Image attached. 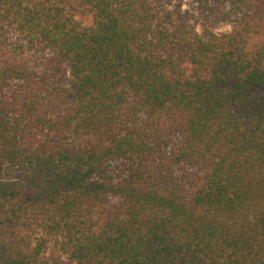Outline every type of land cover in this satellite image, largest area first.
<instances>
[{
    "label": "trees",
    "instance_id": "trees-1",
    "mask_svg": "<svg viewBox=\"0 0 264 264\" xmlns=\"http://www.w3.org/2000/svg\"><path fill=\"white\" fill-rule=\"evenodd\" d=\"M0 160V264H264V0H0Z\"/></svg>",
    "mask_w": 264,
    "mask_h": 264
},
{
    "label": "rangeland",
    "instance_id": "rangeland-1",
    "mask_svg": "<svg viewBox=\"0 0 264 264\" xmlns=\"http://www.w3.org/2000/svg\"><path fill=\"white\" fill-rule=\"evenodd\" d=\"M229 30V27H220L216 32L224 33ZM21 179V173L11 169L0 160V180L4 182H17Z\"/></svg>",
    "mask_w": 264,
    "mask_h": 264
}]
</instances>
